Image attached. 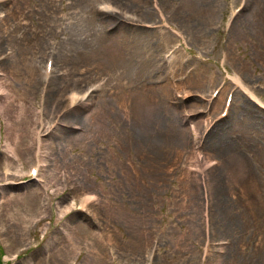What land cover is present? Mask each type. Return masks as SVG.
Segmentation results:
<instances>
[{
	"label": "rangeland",
	"instance_id": "rangeland-1",
	"mask_svg": "<svg viewBox=\"0 0 264 264\" xmlns=\"http://www.w3.org/2000/svg\"><path fill=\"white\" fill-rule=\"evenodd\" d=\"M0 212V264H264V0H0Z\"/></svg>",
	"mask_w": 264,
	"mask_h": 264
},
{
	"label": "bare ground",
	"instance_id": "bare-ground-1",
	"mask_svg": "<svg viewBox=\"0 0 264 264\" xmlns=\"http://www.w3.org/2000/svg\"><path fill=\"white\" fill-rule=\"evenodd\" d=\"M246 6H247V1H246V4L244 5V7H243V9H241V11L235 16V18L233 19V21H232V25H234V23H235V21L239 18V16H241V13L243 12V11H245V9H246ZM93 16V15H92ZM91 17L89 16V15H87V18H85L87 21L90 19ZM135 28V27H134ZM136 29H139V30H142V28L141 27H136ZM155 30V29H154ZM232 30V27H231V29H230V31ZM155 31H157V29L155 30ZM110 33V32H109ZM93 34H94V32L92 31H90L89 30V33H88V35L86 36L87 38L85 39V41L86 42H84V44L86 43V45H85V47L87 46V47H89V48H87L86 47V49H84V50H80L79 52H78V54L79 55H83L84 56V58L85 59H87V58H89V57H94L95 56V53H97V48H100L101 46H97V45H93ZM106 36H104V35ZM134 35L133 36H139V35H137V34H139L138 33V31L136 32V34L135 33H133ZM109 34L107 33V32H104V33H102L101 35H99V37L100 38H102V42H105V43H107V46H105L106 48L105 49H109V48H116L117 47V44H114V43H112V41H111V39L109 38ZM167 38H168V36H167ZM112 43V44H111ZM108 44L110 45V46H108ZM102 45H103V43H102ZM130 53V52H129ZM172 56V55H171ZM129 54L127 55H125V57L123 58L122 57V60H121V64L119 65V67L122 69V70H120V72H121V75L122 76H124L125 75V71L127 70V67L129 66V65H131L132 63L131 62H129ZM196 68H197V66H196ZM193 69H195V66H194V68ZM192 69V70H193ZM196 70V69H195ZM195 73L193 72V74L190 76L191 78H194L195 76H196V74H195V76L194 77H192L193 75H194ZM117 76H119V75H117ZM121 76V77H122ZM117 78H119V77H117ZM53 79V75L51 76V79H50V81ZM99 90V88H96V90ZM95 92V91H94ZM247 93V92H246ZM149 97H152V95L151 96H149ZM187 97H189V94L188 95H186V96H183V98L185 99V98H187ZM222 97L221 96H219V97H217V99L218 100H220ZM75 99L76 98H72V100L69 102V106H73V105H75ZM255 101H257V98H253ZM155 101V100H154ZM156 102V101H155ZM232 106H233V104L231 105V108L229 109V112H228V114L226 115V117H224L223 119H225V118H227L229 115H230V113H231V111H232ZM194 112H191L190 114H188L189 116H192V114H193ZM246 117V116H245ZM189 118H191V117H189ZM189 118H187L185 121H189ZM221 119V118H220ZM174 120L175 119H171V120H169V121H172V124L174 125ZM221 120H219V121H217V122H220ZM170 124V123H169ZM172 124H170V125H172ZM198 124L199 123H197V122H194V125H193V127H195L196 129H198ZM189 129V128H188ZM178 133L179 134H181V131H179L178 130ZM175 135V134H174ZM215 146H213V148H214ZM212 148V149H213ZM9 156H11V154H9ZM8 162H9V160H8ZM37 167V166H36ZM38 168V175L37 176H39V166L37 167ZM36 168V169H37ZM219 185H220V190H221V180H220V183H219ZM217 193H218V191H217ZM87 199H90V198H87ZM86 199V200H87ZM75 202L73 201V202H71V203H68V204H66L65 205V207H64V209H62V213H64V212H66V211H69L71 208H74V204ZM19 212V211H18ZM17 212V213H18ZM12 212H10L9 213V211H6V213L4 214L5 216H7V217H12V216H14V214L12 213ZM0 216H1V212H0ZM16 216H18V222L19 223H17V222H15L14 224V226L15 227H17V228H20L19 227V225H21V227L23 226V224H22V222L21 221H24L25 220V218H24V216H20L19 215V213L18 214H16L15 215V218H16ZM19 220H21V221H19ZM74 250V248H67L66 247V249H64V250H62V252L65 254V256H64V258L65 257H67L68 255H70L71 254V252Z\"/></svg>",
	"mask_w": 264,
	"mask_h": 264
}]
</instances>
